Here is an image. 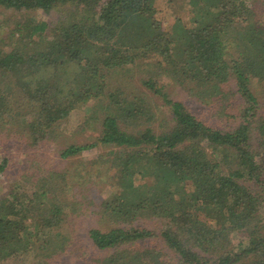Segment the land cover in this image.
<instances>
[{"label":"trees","instance_id":"16d2710c","mask_svg":"<svg viewBox=\"0 0 264 264\" xmlns=\"http://www.w3.org/2000/svg\"><path fill=\"white\" fill-rule=\"evenodd\" d=\"M154 1L0 0V7L16 13L56 10L61 14L68 7L50 31L44 22H13L15 42L9 50L0 49V120L10 118L29 147L41 148L47 141L54 144L59 124L79 114L80 107L90 100L101 104L104 113L96 141L69 144L59 152V158L67 160L97 146L112 148L99 174L115 170L114 177L107 178L115 191L97 209L120 225L87 233L97 250H115L100 264H167L160 250L139 246L156 236L134 225L140 219L167 222L160 237L174 264H264V103L252 90L254 82L264 85L260 17L244 0H187L199 14L193 26L183 22L151 38L135 28L129 30L133 15L153 21ZM76 7L81 8L78 17H74ZM142 54L174 71L181 69L185 83L192 84L190 95L203 88L197 93L199 99L222 105L225 93L236 94L242 104L233 115L237 123L222 129L206 125L182 102L168 100L151 77L142 83L169 105L174 125L169 130L166 125L160 134L148 127L135 133L122 129L153 121L141 99L129 98L120 88L108 90L125 65L143 70L136 62ZM230 81L234 87L229 92ZM21 101L26 102L29 116L18 120L16 107ZM252 139L259 147L257 154ZM208 143L215 145V162L203 148ZM46 172L35 182L39 195L33 192L28 201L13 195L0 199V262L23 259L29 253L36 263L54 261L74 247L76 225L59 198V183L69 186L67 172ZM140 175L150 184L138 183ZM74 193L73 199H90ZM234 234L240 238L230 243Z\"/></svg>","mask_w":264,"mask_h":264},{"label":"rangeland","instance_id":"374dc122","mask_svg":"<svg viewBox=\"0 0 264 264\" xmlns=\"http://www.w3.org/2000/svg\"><path fill=\"white\" fill-rule=\"evenodd\" d=\"M255 17H260L259 21L264 27V0H244ZM187 0H155L153 7L152 20L142 16L133 15L130 18V28H135L136 31L141 32L146 37H153L160 31H171L173 25H182L184 22L193 26V20L199 14L195 13V5L188 4ZM68 7L61 10V14L56 10L50 12H42L41 10L25 11L23 13H16L12 10H7L0 7V49L9 50L11 45L15 42L16 35H11V30L16 21L32 20L35 23L44 22L47 24V30L54 29L56 23L59 21L58 15H63ZM80 7H76L73 11L74 17L80 12ZM67 17V16H66ZM66 17L63 19L65 20ZM62 20V21H63ZM75 20H77L75 18ZM74 20V21H75ZM46 38V37H45ZM9 44H11L9 46ZM134 50L131 49V53ZM174 53L175 50H174ZM142 59L137 60L139 67H133L132 64L125 65L124 70H119L120 75L114 76L115 83L108 78L110 88L108 90L114 91L115 88H120L129 98L135 97L137 100H142L143 105L151 110L153 121L147 125L135 124L122 126V129L127 132L135 133L143 131L144 128H150L155 134H160L167 125V130L174 125L170 107L165 103L164 99L159 95L151 92L145 88L142 80L154 78L156 85L160 87L162 94L164 93L168 100H177L182 102L187 109H189L195 116L202 120L206 125L215 129L231 128L237 123L233 115L236 114L238 106L242 107L238 96L225 93V100L217 104L211 102L210 99H199L197 93L203 90L202 87L195 89V94L190 95L188 89L192 84L185 83V76L181 75V69H176L169 64H163L157 58L142 54ZM150 64L152 65L149 69ZM154 66L158 67L156 72ZM262 84V83H261ZM229 92L234 87L233 81L228 83ZM261 86V87H260ZM263 84H252V90L258 98L260 104L264 103ZM235 91V88H234ZM106 100H102V104H106ZM26 102H19L16 107L17 119L20 120L22 115H28V108L24 105ZM97 104L96 100H90L87 104L80 107L79 114H72L66 120L62 121L57 128V137L54 144L51 146L47 141L40 146H28L26 139L18 130V125L10 118L0 120V166L4 165V169L0 171V199L7 198L10 195L14 199L25 198L27 201L31 199L33 192L37 195L40 193V188H36V181L46 175L47 170H52L54 173H66L69 186H65L63 182L59 183L61 194L59 198L64 202L67 215L72 216L74 224L76 225V235L73 239L74 247L66 249V253H62L54 261H47L41 259L42 262H34L32 260V253L29 257L17 258L13 257L8 261H1L0 264H100L104 257L114 253L115 250L99 251L95 248L87 233L89 229H100L107 231L110 228L119 227L116 221L107 219L101 216L97 209L98 205L103 201L112 197L115 191V185H111V181L107 178H113L115 170L107 172L103 171V176L99 172L103 169L105 164H108L110 159V152L112 148L105 146H97L93 149L83 151L76 156L70 157L67 160L59 158V152L69 144H90L95 142L100 135L101 121L104 110ZM263 109V107H262ZM100 118L97 121L95 118ZM86 117H89L87 119ZM86 118L88 124L86 123ZM20 122V121H19ZM92 123V125L89 124ZM135 123V122H134ZM255 140H251L250 144L254 154H257L258 145H254ZM204 150L212 162L217 161V151L214 150L215 145L208 143ZM41 160L40 165L35 164V160ZM5 162V163H4ZM91 171V174H89ZM70 173V174H69ZM76 174L78 176H72ZM140 184H150V179L144 175L138 178ZM34 187V188H33ZM75 187V188H73ZM35 188L38 189L35 191ZM80 193L79 197L85 196L90 198L83 202V199L77 197L73 199L74 192ZM90 193V195H88ZM78 199V200H77ZM91 200V202H87ZM81 203H76V202ZM76 203V204H75ZM78 204V205H77ZM90 206H86L89 205ZM77 205V206H75ZM82 209H80L79 207ZM74 209V212L71 210ZM83 210V211H82ZM203 217V216H202ZM200 216V219L203 220ZM205 223L211 224L210 220L205 219ZM137 227H145L154 232L155 237L150 240L140 243L141 248L150 247L156 252L160 250V258L167 264H174L172 254L163 244L160 233L166 228L167 222L161 219H140L134 223ZM261 232H263L261 230ZM240 235L234 234L229 236L230 243H236ZM48 248L55 250V246L49 245ZM125 249V248H123ZM33 256V255H32Z\"/></svg>","mask_w":264,"mask_h":264}]
</instances>
